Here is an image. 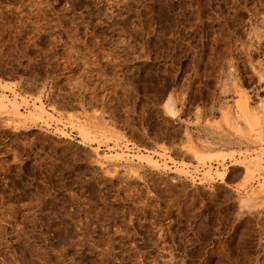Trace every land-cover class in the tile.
I'll return each instance as SVG.
<instances>
[{"label": "rangeland", "instance_id": "obj_1", "mask_svg": "<svg viewBox=\"0 0 264 264\" xmlns=\"http://www.w3.org/2000/svg\"><path fill=\"white\" fill-rule=\"evenodd\" d=\"M0 101V264H264V0H0Z\"/></svg>", "mask_w": 264, "mask_h": 264}, {"label": "bare ground", "instance_id": "obj_2", "mask_svg": "<svg viewBox=\"0 0 264 264\" xmlns=\"http://www.w3.org/2000/svg\"><path fill=\"white\" fill-rule=\"evenodd\" d=\"M1 102H2V101H0V104H2ZM168 109H169V108H168ZM170 111H171V109H169V112H170ZM171 113H172V112H171ZM82 135H83L84 138L86 137V134H85L84 132H83ZM261 167H262V166H261Z\"/></svg>", "mask_w": 264, "mask_h": 264}]
</instances>
